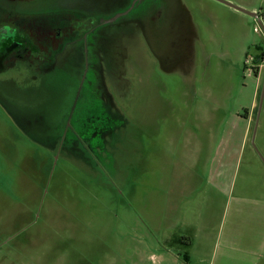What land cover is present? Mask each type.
Returning a JSON list of instances; mask_svg holds the SVG:
<instances>
[{
	"label": "rangeland",
	"instance_id": "rangeland-1",
	"mask_svg": "<svg viewBox=\"0 0 264 264\" xmlns=\"http://www.w3.org/2000/svg\"><path fill=\"white\" fill-rule=\"evenodd\" d=\"M132 1L13 4L108 18ZM226 1L259 20L217 0H159L178 29L147 41L135 4L92 33L94 50L67 47L56 90L0 84V264H185L187 250L192 264H243L232 216L258 181L245 171L264 173V58L252 60L264 0ZM91 78L113 119L102 137L70 125Z\"/></svg>",
	"mask_w": 264,
	"mask_h": 264
},
{
	"label": "flooded vegetation",
	"instance_id": "flooded-vegetation-1",
	"mask_svg": "<svg viewBox=\"0 0 264 264\" xmlns=\"http://www.w3.org/2000/svg\"><path fill=\"white\" fill-rule=\"evenodd\" d=\"M14 1L31 2V0H0V84H7L5 81H9L11 86L17 84L24 89H28L27 85H33L51 88L54 91L57 88L54 70L62 53L68 46L76 43H81L87 52L90 47L94 50L96 43L91 38L92 33L102 23H106L107 18L71 8L30 11L28 8L14 6ZM157 3L158 0H142L138 5L136 18L140 21L138 24L144 26V33L141 36L147 41H151L152 37H155L153 35L158 37L160 34H167L166 39L169 38L171 31L177 25L170 10L163 16L159 15L164 9L162 7L158 12ZM222 4L258 20L260 18L255 11L247 10L250 12L247 13L226 3L222 2ZM161 19L165 26L160 29ZM148 22H156L158 27L153 26L152 29V25L150 26ZM177 29L178 26L175 31ZM133 44L135 59L137 60L138 57L142 59L146 49L136 35ZM123 48L125 45L122 46ZM122 58L123 54L120 56V59ZM263 58L264 56L261 55L252 60L256 64L259 63L258 61L263 62ZM116 62L118 63L119 59ZM85 81H82L73 105L69 118L70 125L79 133L87 131L88 134L95 133L102 137V134L113 126V119L107 112L109 106L103 100L96 80L91 78L88 83ZM0 96L8 99V93L2 87H0Z\"/></svg>",
	"mask_w": 264,
	"mask_h": 264
},
{
	"label": "crops",
	"instance_id": "crops-1",
	"mask_svg": "<svg viewBox=\"0 0 264 264\" xmlns=\"http://www.w3.org/2000/svg\"><path fill=\"white\" fill-rule=\"evenodd\" d=\"M245 172L248 178L258 181L252 184V188L249 184L246 199L240 201L238 210L232 216L236 227L239 225V231L233 228L231 231V249H235L232 254L243 255V264H264V173L255 177L258 173ZM182 258L185 264H192L188 250L183 252Z\"/></svg>",
	"mask_w": 264,
	"mask_h": 264
},
{
	"label": "water",
	"instance_id": "water-1",
	"mask_svg": "<svg viewBox=\"0 0 264 264\" xmlns=\"http://www.w3.org/2000/svg\"><path fill=\"white\" fill-rule=\"evenodd\" d=\"M141 1H142V0H133V1L131 2V4L127 7V9H125L124 11H120V12L115 13V14L112 15L111 17L107 18V19L105 20V22L114 21L115 19L119 18L120 16H122V15L128 13V12L133 8V6H134L135 4H136V5H139V3H140ZM158 1H159V0H158ZM219 1H221V2H223V3H226V4H228V5L232 6V7H235V8H237V9L243 11V12L250 13V12L247 11L246 9H244V8H242V7H240V6H237V5H235V4L231 3V2H228V1H226V0H219ZM157 5H158V7H159V8L157 9V11L159 12L160 9H162V6H160L158 3H157ZM169 10H170V12H172V8H171V7H168V8H165V9H164V12H163V13H160L159 15H162V16H163L164 13L168 12ZM156 16H157V15H156ZM157 18H158V17H157ZM148 23L150 24V26H151L152 23H153V24L155 25V27H158V25L156 24V22H148ZM177 25H178V24H177ZM162 26H165V25L162 24V19H161V23H160V25H159V28L161 29ZM166 36H167V34H164V35H161V34H160L158 37L166 38Z\"/></svg>",
	"mask_w": 264,
	"mask_h": 264
},
{
	"label": "trees",
	"instance_id": "trees-1",
	"mask_svg": "<svg viewBox=\"0 0 264 264\" xmlns=\"http://www.w3.org/2000/svg\"><path fill=\"white\" fill-rule=\"evenodd\" d=\"M178 240L180 241V238H179ZM178 240H176V242H177ZM188 240H189V239H188ZM179 241H178V242H179ZM189 243H190V242L188 241V244H189ZM184 257H185V254H184Z\"/></svg>",
	"mask_w": 264,
	"mask_h": 264
}]
</instances>
